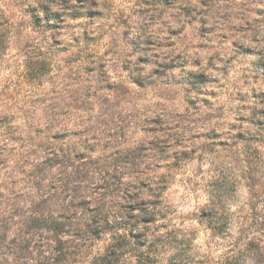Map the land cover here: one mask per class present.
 I'll use <instances>...</instances> for the list:
<instances>
[{"label":"rangeland","instance_id":"374dc122","mask_svg":"<svg viewBox=\"0 0 264 264\" xmlns=\"http://www.w3.org/2000/svg\"><path fill=\"white\" fill-rule=\"evenodd\" d=\"M0 9V264H264V0Z\"/></svg>","mask_w":264,"mask_h":264},{"label":"trees","instance_id":"16d2710c","mask_svg":"<svg viewBox=\"0 0 264 264\" xmlns=\"http://www.w3.org/2000/svg\"><path fill=\"white\" fill-rule=\"evenodd\" d=\"M2 15H3V12H2V10L0 9V19L1 18H3L2 17ZM8 31H9V28H1V23H0V44L1 45H4V44H2L3 42H2V37H3V34H6V33H8ZM1 50H0V57H1ZM39 62H40V64H39V67L38 68H36V70L35 69H32V72L34 73V77L35 78H39V77H42L45 73H46V69L44 68L45 66H44V62H43V60H39Z\"/></svg>","mask_w":264,"mask_h":264}]
</instances>
